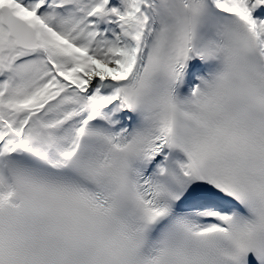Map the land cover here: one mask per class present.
Segmentation results:
<instances>
[{"label":"snow or ice","instance_id":"snow-or-ice-1","mask_svg":"<svg viewBox=\"0 0 264 264\" xmlns=\"http://www.w3.org/2000/svg\"><path fill=\"white\" fill-rule=\"evenodd\" d=\"M0 264H264V0H0Z\"/></svg>","mask_w":264,"mask_h":264}]
</instances>
